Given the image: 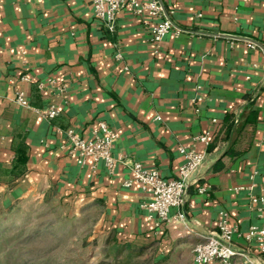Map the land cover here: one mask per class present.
Here are the masks:
<instances>
[{
	"label": "crops",
	"instance_id": "obj_1",
	"mask_svg": "<svg viewBox=\"0 0 264 264\" xmlns=\"http://www.w3.org/2000/svg\"><path fill=\"white\" fill-rule=\"evenodd\" d=\"M161 2L173 27L156 41L129 11L111 31L91 0H0V189L10 203L37 191L69 196L76 209L98 210L101 247L115 240L144 249L137 260L195 264V245L217 231L223 211L238 233L264 226V205L252 202L264 196V0ZM20 91L29 106L17 102ZM52 106L59 113L49 118ZM100 122L118 134L115 155L167 178L184 163L181 147L206 154L169 224L148 218V195L125 184L129 165L111 172L71 152L68 129L90 138ZM20 140L27 172L9 188Z\"/></svg>",
	"mask_w": 264,
	"mask_h": 264
},
{
	"label": "built area",
	"instance_id": "obj_2",
	"mask_svg": "<svg viewBox=\"0 0 264 264\" xmlns=\"http://www.w3.org/2000/svg\"><path fill=\"white\" fill-rule=\"evenodd\" d=\"M94 12L111 31L115 29L117 18L125 11L141 17L145 27L156 41H161L172 29L173 22L165 11L161 0H91ZM252 45V44H250ZM121 58V54H117ZM17 102L23 106H29V100L25 93L17 94ZM44 114L53 118L58 115L57 107L44 109ZM240 121L236 115L234 122ZM90 138H85L75 129L67 131L71 145V152L78 156L81 163L87 158H92L96 164L103 160L111 172L117 164H127L132 172V178L125 182L126 185L140 184L148 198L141 203V207L147 211L150 220H155L157 226L169 224L172 220L171 210L182 207L187 200L189 184L197 181V173L206 161V154L198 152L190 147H181L180 152L184 156V163L180 166L178 175L173 178L165 177L157 167H149L139 160L129 162L123 153L115 155L114 148L118 140V134L107 123L100 122L92 131ZM200 141L209 143V133H203L197 137ZM244 186H236L235 191ZM205 192V187L199 188ZM252 202L264 205V196L253 197ZM180 220L184 214L179 213ZM226 211L221 213L216 232L208 235L203 241L194 247L195 264H264V226H251L246 232L238 233L229 221ZM238 233L246 241V246H240L235 241Z\"/></svg>",
	"mask_w": 264,
	"mask_h": 264
},
{
	"label": "rangeland",
	"instance_id": "obj_3",
	"mask_svg": "<svg viewBox=\"0 0 264 264\" xmlns=\"http://www.w3.org/2000/svg\"><path fill=\"white\" fill-rule=\"evenodd\" d=\"M0 189V264H96L104 260L93 207L56 192L10 203ZM96 241V242H95ZM109 261V260H107Z\"/></svg>",
	"mask_w": 264,
	"mask_h": 264
},
{
	"label": "trees",
	"instance_id": "obj_4",
	"mask_svg": "<svg viewBox=\"0 0 264 264\" xmlns=\"http://www.w3.org/2000/svg\"><path fill=\"white\" fill-rule=\"evenodd\" d=\"M14 150L16 156L10 168L12 180L7 184L9 188L14 187L25 175L29 160V150L23 140L17 141ZM5 171V169H0V176L5 174ZM107 241L109 242L102 247L105 258L96 264H161V261H154L153 254L144 260H137L143 254L144 249L142 248L135 249L130 244H120L115 240Z\"/></svg>",
	"mask_w": 264,
	"mask_h": 264
}]
</instances>
